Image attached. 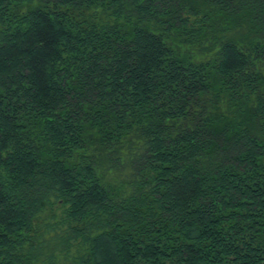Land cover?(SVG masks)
<instances>
[{"label":"trees","instance_id":"obj_1","mask_svg":"<svg viewBox=\"0 0 264 264\" xmlns=\"http://www.w3.org/2000/svg\"><path fill=\"white\" fill-rule=\"evenodd\" d=\"M0 264H264V0H0Z\"/></svg>","mask_w":264,"mask_h":264},{"label":"rangeland","instance_id":"obj_2","mask_svg":"<svg viewBox=\"0 0 264 264\" xmlns=\"http://www.w3.org/2000/svg\"><path fill=\"white\" fill-rule=\"evenodd\" d=\"M119 166H117L116 168H109L106 164L101 166L100 169V174L103 177V181L106 182L108 185H111L113 188H115L114 186L118 183L120 184L121 182H123L125 180L126 177V171L127 169L123 168L124 164H118ZM49 205H47V208L45 209L46 211V215L50 214L52 212V210H50V208H52L51 206L48 207ZM55 212L57 214H60L61 209H57V211L55 210Z\"/></svg>","mask_w":264,"mask_h":264}]
</instances>
